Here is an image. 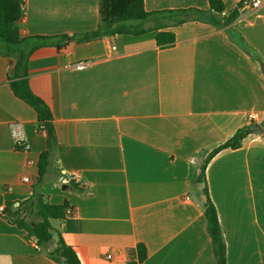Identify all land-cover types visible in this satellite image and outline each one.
I'll use <instances>...</instances> for the list:
<instances>
[{
  "label": "crops",
  "instance_id": "1",
  "mask_svg": "<svg viewBox=\"0 0 264 264\" xmlns=\"http://www.w3.org/2000/svg\"><path fill=\"white\" fill-rule=\"evenodd\" d=\"M144 1L148 12L209 10L208 0ZM242 1L223 0L216 25L167 21L162 30L176 41L161 47L157 31L90 36L100 24L99 0H26L21 48L28 54L39 47L28 60L29 82L53 112L56 141L38 183L48 134L15 96V55L0 40V208L19 207L35 193L53 205L67 203L75 214L59 223V234L82 264L137 262L139 245L148 253L141 264H218L203 186L195 183L200 165L238 132L264 123V3L245 10ZM61 36L87 38H58L61 50L37 38ZM78 63L87 65L78 70ZM251 113L260 121H248ZM13 123L23 127L26 148L17 146ZM261 127L206 171L227 264H264ZM57 241L54 233L51 249ZM0 264L63 262L0 211Z\"/></svg>",
  "mask_w": 264,
  "mask_h": 264
},
{
  "label": "trees",
  "instance_id": "2",
  "mask_svg": "<svg viewBox=\"0 0 264 264\" xmlns=\"http://www.w3.org/2000/svg\"><path fill=\"white\" fill-rule=\"evenodd\" d=\"M208 1V11L185 9L148 12L145 8L144 0H99L100 24L97 31L90 36L94 38L112 36L113 34L140 36L148 31H157L158 45L167 47L176 41L174 33L162 30L167 28V21L170 22L173 20L175 25H181L189 19H194L204 23L218 24L215 15L224 13L225 4L223 0ZM245 1L240 3L241 8H243ZM22 4L23 0H0V40L7 47L8 53L15 55L16 63L11 76V88L15 96L36 111L38 116L37 128L39 130H46L48 134L49 147L40 155L38 163V183H42L49 168L52 145L56 141L53 126L54 116L49 105L36 95L30 86L28 60L32 53L39 47H34L28 54L21 48L25 43V39L21 38L19 31V25L24 17ZM238 17L239 13H234L224 22V25L230 24ZM37 38L49 41L51 46L61 50V47L55 42L58 38L68 43L74 40L80 41L87 37L76 38L61 36ZM247 53L253 56L249 48ZM261 125L264 127V123ZM256 126L238 132L230 140L212 152L207 153L203 163L200 165V172L195 181L196 184L203 186L202 193L205 197L204 213L218 264H227V246L217 208L210 196L206 177L207 167L222 151L239 149L242 146L243 140L249 133L254 131ZM70 208L67 203L62 205L47 203L44 201L42 195L35 193L33 199L21 203L19 207H13V205L9 204L4 213L5 217L14 225L26 230L27 237L30 241L35 242L39 247L43 248L47 255L56 261L63 262V264H82L75 249L68 245L60 234L58 235L56 247L54 249L50 248L54 241L53 222L63 221L67 210ZM147 256L146 247L139 245L137 262L132 259L129 264H141L147 259Z\"/></svg>",
  "mask_w": 264,
  "mask_h": 264
},
{
  "label": "built area",
  "instance_id": "3",
  "mask_svg": "<svg viewBox=\"0 0 264 264\" xmlns=\"http://www.w3.org/2000/svg\"><path fill=\"white\" fill-rule=\"evenodd\" d=\"M25 1L26 0H23V4H22L23 9H25ZM263 3H264V0H246L244 2L243 9H245V10H254V9L260 7ZM113 49H116V47H114ZM86 65L87 64H85V63H78V64L75 65V68L78 69V70H81V69H84ZM248 121L254 122V123L255 122H259L260 121V115L257 114V113H251V114L248 115ZM12 132H13V136L15 138L17 146L19 148H26L27 137H26V135L24 133L23 127L20 124H18V123H13L12 124ZM30 164L34 165L35 162L31 161ZM24 182L25 183H30L31 180H30V178L26 177V178H24ZM0 211L4 212L5 211V207H1ZM74 214L75 213H74L73 209H71V208L68 209L67 213H66V216H65V219L63 220V222L67 218L74 216ZM36 247H39V246L36 244ZM111 258H112V256L109 255L108 259H111Z\"/></svg>",
  "mask_w": 264,
  "mask_h": 264
},
{
  "label": "rangeland",
  "instance_id": "4",
  "mask_svg": "<svg viewBox=\"0 0 264 264\" xmlns=\"http://www.w3.org/2000/svg\"><path fill=\"white\" fill-rule=\"evenodd\" d=\"M46 180V184L45 185H48V183H50L51 181H49V179L48 178H45ZM48 179V180H47ZM31 220V219H30ZM29 220V221H30ZM60 221H54L53 222V225H54V233H55V236H58V235H56V234H59V233H61L62 231H61V227H60ZM58 232V233H57Z\"/></svg>",
  "mask_w": 264,
  "mask_h": 264
},
{
  "label": "water",
  "instance_id": "5",
  "mask_svg": "<svg viewBox=\"0 0 264 264\" xmlns=\"http://www.w3.org/2000/svg\"><path fill=\"white\" fill-rule=\"evenodd\" d=\"M261 130H262L261 125H257V126L254 128V131H261Z\"/></svg>",
  "mask_w": 264,
  "mask_h": 264
}]
</instances>
